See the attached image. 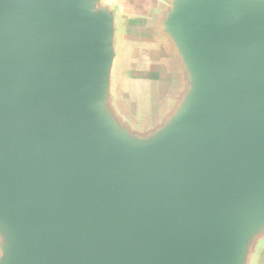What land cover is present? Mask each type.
<instances>
[{"label":"water","instance_id":"water-1","mask_svg":"<svg viewBox=\"0 0 264 264\" xmlns=\"http://www.w3.org/2000/svg\"><path fill=\"white\" fill-rule=\"evenodd\" d=\"M0 264H264V0H0Z\"/></svg>","mask_w":264,"mask_h":264},{"label":"rangeland","instance_id":"rangeland-1","mask_svg":"<svg viewBox=\"0 0 264 264\" xmlns=\"http://www.w3.org/2000/svg\"><path fill=\"white\" fill-rule=\"evenodd\" d=\"M132 1L133 4L139 3L138 0ZM135 12L138 14L140 11ZM130 37L122 69L123 77L128 83L136 107L139 111H144L153 108L160 101V96L169 85L170 75L164 65V57L147 36L136 33Z\"/></svg>","mask_w":264,"mask_h":264},{"label":"crops","instance_id":"crops-1","mask_svg":"<svg viewBox=\"0 0 264 264\" xmlns=\"http://www.w3.org/2000/svg\"><path fill=\"white\" fill-rule=\"evenodd\" d=\"M123 3L128 7L130 11H140L144 9L152 0H138V4H133L134 1L132 0H122Z\"/></svg>","mask_w":264,"mask_h":264}]
</instances>
